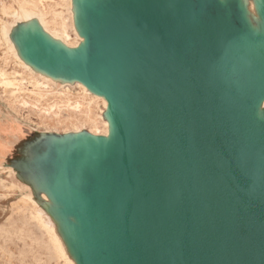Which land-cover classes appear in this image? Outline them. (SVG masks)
Segmentation results:
<instances>
[{"label": "water", "instance_id": "water-1", "mask_svg": "<svg viewBox=\"0 0 264 264\" xmlns=\"http://www.w3.org/2000/svg\"><path fill=\"white\" fill-rule=\"evenodd\" d=\"M102 2L90 50L36 59L105 93L117 117L74 203L86 257L264 264V39L219 0Z\"/></svg>", "mask_w": 264, "mask_h": 264}, {"label": "bare ground", "instance_id": "bare-ground-1", "mask_svg": "<svg viewBox=\"0 0 264 264\" xmlns=\"http://www.w3.org/2000/svg\"><path fill=\"white\" fill-rule=\"evenodd\" d=\"M87 1L89 0H64L63 7L67 11L65 12V15H67V18L69 20V27H71V29L75 33L74 38L71 37L70 33H68L66 30H64V32H60L57 29L51 28L49 26L48 20L46 19L45 11V13L42 11L35 12L31 9L26 8L23 3L20 2H17L15 7H11V10L8 9L9 7L7 5H4L3 9L7 17H13L15 20L17 18H20V20L22 21L32 22L34 24V27L31 31H29L28 34L39 32L40 34L48 36L52 43L63 50L70 52H81L83 50H90L87 46L88 36L85 34V30L90 31V26L87 21V12L90 3ZM102 1V4L106 5L110 0ZM219 1L224 6L228 7V9H230V12L232 11L231 6L234 3L241 13L245 27L255 37L264 39V0ZM40 2L42 3L41 0ZM62 13L63 12L61 11L55 12V14ZM11 24L12 22L10 20H2L0 27L3 38L6 40V43L8 45L7 49L9 50V52H12V55H14V62L19 67H21L22 71H27L32 76H34V78L36 79V81L33 79L35 86L44 84L53 88L57 93H60V95L55 99L51 98L52 100L50 102H47L46 105L38 99L33 100L28 97V95H26V91H28L29 89L23 86V82L20 81L21 79H12L14 78V75L12 76L11 72H8L7 69L0 67L1 84L7 87L5 90H7L9 95L13 98L12 102L9 103V106H11L16 111L18 110V112H22L25 109H31L32 111H35L39 115L45 116L46 118L56 117L59 123L63 122L65 119L62 116L63 114L61 115L63 110H72L75 116H79L80 119H78L77 121H71V127L74 132L82 134L79 135L75 144H69V146H71L68 150L63 151L62 153L56 151L60 157L68 158L75 151L78 157L82 159L90 156L96 149L98 144H100L102 141L114 143L115 131L117 127V117L112 113L111 102L108 99L107 95L101 92L98 88L88 84L78 74L70 70L48 67L35 60L29 54V50L28 48H26L24 43L28 35L26 36V38H22L20 46L17 45V43H15L14 41L13 36H11L10 34ZM36 26L40 29H37ZM70 37L73 38V40H71ZM69 45L73 48H70ZM20 47L22 52L25 50L26 58H23L20 55ZM76 92L79 93V95H76ZM80 92L88 94V96L83 97L85 96V94L80 95ZM254 117L256 120L264 123V97L261 98V100L258 102L254 110ZM42 125L44 126L43 128H45V130H36V137L42 136L44 138H47V136L50 134L60 132L56 128L49 127L47 124ZM17 127L18 126H16V128ZM6 128L7 125L3 124L0 119V155L6 158L7 168L10 169V172L14 174L18 179V183L15 184V186L25 187L29 190V193H26V195H24V197L22 198L23 205L17 208L19 210V213L29 212L31 214L29 219L32 218L39 228V231H41L38 233H41V242L45 246L44 249L46 248L45 251L47 252L48 249L49 254L59 259L62 264H78V262L79 264H93V262L89 258L84 256L83 246L81 242L77 240V232H80L81 234L84 228V224L76 213L71 212L68 209V206L66 204V193H64L63 191L66 183L65 179L62 178L64 176L63 168H59L62 172V176L60 179L61 183L58 187L54 188V192H52V195H50L56 201H58V205L60 206L58 217L54 218L53 215L45 212V207L51 199L49 198L50 196L48 191H43L40 194L41 197L39 198V201L35 200L34 193H36V188L34 185L26 182V179L29 178L31 174H29V172L26 170L28 174L26 175V177H22L15 164L11 163L9 158L14 155H20L21 157H24L28 154H33L31 148L25 146L24 143L19 142L15 146V151H13V149H11L2 138V133L5 132ZM86 130H89L90 133H88ZM64 131L66 132L67 130ZM56 148V145L52 143L50 151L56 150ZM32 219L31 221H33ZM35 234L37 233L35 232ZM32 237L33 235L31 236V238ZM73 253L76 254L74 257ZM75 258L78 259V262Z\"/></svg>", "mask_w": 264, "mask_h": 264}, {"label": "rangeland", "instance_id": "rangeland-1", "mask_svg": "<svg viewBox=\"0 0 264 264\" xmlns=\"http://www.w3.org/2000/svg\"><path fill=\"white\" fill-rule=\"evenodd\" d=\"M41 1L42 3L40 2V0H0V25L2 20H10L12 22V24L10 25V34L11 36H13L15 43H17V45L19 46L22 38H26V36L28 35L24 43L26 48H28L29 50V54L35 60H41L42 55L45 53L46 49L50 48L51 46H57L51 42L48 36L40 34L39 32L28 34L29 31H31L34 27V24L32 22L22 21L20 20V18H17L18 20H15L13 17H7L3 9L4 5H7L9 7L8 9L11 10V7H15L17 2H20L23 3L26 8L31 9L35 12L45 11L46 13H44L46 19L48 20L49 26L51 28L57 29L60 32H64V30H66L68 33H70L71 37H75L74 31L71 29V27H69L70 23L67 15H65V12L67 11L63 7L64 0ZM87 2L90 3L89 9L92 7H97L99 5V0H89ZM60 11L63 13L55 14V12ZM37 29L40 28L37 27ZM85 32V34L89 36V31L85 30ZM71 37L70 39L73 40V38ZM69 47L73 48L70 45ZM7 48L8 45L6 43V40L3 38L0 27V67L7 69L8 72H11L12 76L14 75V78L12 79H21L20 81L23 82V86L29 89L28 91H26V95H28V97H30L31 99H38L46 105L47 102H50L56 97H59L60 93H57L53 88L49 86H46L44 84L35 86L34 80L36 81V79L34 78V76H32L27 71H22L21 67H19L14 62V55H12V52H9ZM20 55L23 58H26L25 50L22 52L21 47ZM6 88L7 87L1 84L0 78V119L3 124L7 125V131L5 130V132L2 133V138L5 140L8 146L13 149V151H15V146L17 145V143L21 142L24 143L25 146L30 147L33 152V154L31 153L24 157H21L20 155L9 157L11 163L15 164L22 177H26V175L28 174L26 170L29 172V174H31L30 177L26 179V182L35 186L36 193H34V198L37 201H39V198L41 197L40 194L43 191H48L49 196L52 195V192H54V188L58 187L61 183L60 179L62 176V172L59 168H63L64 176L62 178L66 181L63 188L64 193H66V204L68 206V209L71 212H74L75 200L79 195L85 192L84 190H86V187L90 180V173L87 167L90 163L89 160L91 159V157L80 159L75 151L68 158L60 157L56 151L62 153L63 151L68 150L71 145L76 143L79 135L82 134L74 132L71 127V121H77L78 119H80L79 116H75L72 110H63L61 115L63 114L62 116L65 119L63 122L59 123L56 117L47 116L48 118H46L45 116H41L31 109H25L22 112H18V110L16 111L11 106H9V103L12 102L13 98L9 95L7 90H5ZM84 94L85 93L80 92V95ZM76 95H79V93L76 92ZM87 96L88 94H85V96L83 97ZM42 124H47L51 128H56L60 132H55L48 135V139L42 136L36 137V130H45ZM14 125L18 127L16 128V126ZM64 130H67L68 132H65ZM86 131L90 133L89 130ZM52 143H54L57 148L56 150L50 151ZM103 143L105 142L103 141L102 143H100V148ZM69 144L71 145L69 146ZM99 147H96L97 151L98 149H100ZM6 163V158L0 155V264H55V262L56 264H62L59 259L49 254L48 249L47 252L45 251L46 248L44 249L45 246L41 242V233H38L41 231H39V228L37 227L35 221L32 218L31 219L33 221L29 219L31 214L29 212L19 213V210L17 208L23 205L22 198L24 197V195H26V193H29V190L25 187L15 186V184L18 183V179L14 174L10 172V169L7 168ZM49 198L51 199L45 207V212H48L50 215H53L54 218H57L60 212V206L58 205V201H56L53 197L50 196ZM32 222L34 225L32 224ZM35 232L37 234H35ZM32 235L33 237H36L31 238ZM38 235L40 238L38 237ZM76 236L77 240L81 242L83 246V254L86 257V249L82 241L80 232H77ZM32 241L34 242V244ZM30 247L33 248L31 249ZM75 255L76 254L73 253V257Z\"/></svg>", "mask_w": 264, "mask_h": 264}]
</instances>
